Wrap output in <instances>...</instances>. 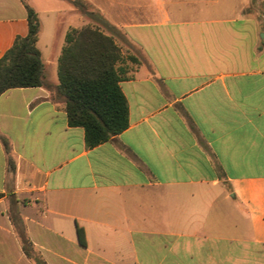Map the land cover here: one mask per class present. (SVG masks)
I'll return each instance as SVG.
<instances>
[{"label": "crops", "instance_id": "crops-1", "mask_svg": "<svg viewBox=\"0 0 264 264\" xmlns=\"http://www.w3.org/2000/svg\"><path fill=\"white\" fill-rule=\"evenodd\" d=\"M28 2L48 87L0 96L16 165L0 141V264H264V13L250 0ZM89 17L139 60L120 83L129 127L92 149L53 78ZM28 33L23 2L0 0V60Z\"/></svg>", "mask_w": 264, "mask_h": 264}, {"label": "trees", "instance_id": "trees-1", "mask_svg": "<svg viewBox=\"0 0 264 264\" xmlns=\"http://www.w3.org/2000/svg\"><path fill=\"white\" fill-rule=\"evenodd\" d=\"M21 1L27 11L29 33L17 38L0 60V96L15 88L48 87L44 62L37 48L39 16L28 0ZM128 60L139 64L136 56L131 55ZM57 74L56 97L64 102L69 126L84 130L87 148L110 142L129 127V105L120 83L132 75L113 37L90 26L71 29L66 34ZM0 141L12 176L16 165L11 143L1 134ZM78 234L84 243L83 229H78ZM24 245L27 255L31 256L26 242ZM36 262L46 264L40 259Z\"/></svg>", "mask_w": 264, "mask_h": 264}, {"label": "rangeland", "instance_id": "rangeland-1", "mask_svg": "<svg viewBox=\"0 0 264 264\" xmlns=\"http://www.w3.org/2000/svg\"><path fill=\"white\" fill-rule=\"evenodd\" d=\"M251 1V4H250V6L252 7V8H250V6H249V8H248V11H252V12H260V11H262L263 13H264V0H250ZM87 11L88 12H92V11H94V6L93 5H91V4H89V5H87ZM97 22L93 19V18H91V17H89L88 19H87V26H90V27H95V28H99V29H101L103 32H105V34H107V35H109V31L108 30H105L103 27H100L98 24H96ZM86 27V26H85ZM109 36H111V35H109ZM111 37H113V36H111ZM114 38V37H113ZM114 40H115V42L117 43V45L120 47V49H121V51H122V53H123V56H124V58H126V60L127 61H129L128 60V58H129V56H135L134 54H133V52H131V50L129 49V46H127L124 42H122L121 40H118V39H115L114 38ZM128 66V68L130 69L131 67L129 66V65H127ZM131 70V69H130ZM53 78H54V81L55 82H59L58 81V75H57V72H54V74H53Z\"/></svg>", "mask_w": 264, "mask_h": 264}]
</instances>
